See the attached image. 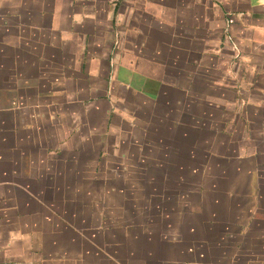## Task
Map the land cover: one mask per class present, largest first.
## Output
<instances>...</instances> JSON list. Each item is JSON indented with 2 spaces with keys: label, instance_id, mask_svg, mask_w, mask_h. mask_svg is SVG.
I'll use <instances>...</instances> for the list:
<instances>
[{
  "label": "crops",
  "instance_id": "obj_1",
  "mask_svg": "<svg viewBox=\"0 0 264 264\" xmlns=\"http://www.w3.org/2000/svg\"><path fill=\"white\" fill-rule=\"evenodd\" d=\"M165 120L217 137L170 165ZM210 165L211 205L135 189ZM258 182L264 0H0V264H264Z\"/></svg>",
  "mask_w": 264,
  "mask_h": 264
},
{
  "label": "rangeland",
  "instance_id": "obj_2",
  "mask_svg": "<svg viewBox=\"0 0 264 264\" xmlns=\"http://www.w3.org/2000/svg\"><path fill=\"white\" fill-rule=\"evenodd\" d=\"M236 47L237 49L234 48L235 50V56L233 57L234 60H238L241 57L240 50L238 49V46ZM207 123L208 122L206 121L204 122L203 125H199L200 123H198V126L200 127L199 129H195L190 125L185 126L186 127L185 129L183 126L182 128H171L170 129L171 124L167 120H165L164 122H161V124L156 126L154 131L151 132L150 134V141H152L154 145L158 146V148L146 149L145 151L147 154L145 155L157 156L160 159L164 158L165 162L170 163V165L173 162H178L181 159L186 158L187 154L192 155L191 162H193V164L195 162H200L201 153L203 152V149L200 146L201 145L203 147L205 146V148L206 146H210V144L217 137V134L213 132L212 128L209 127V123L208 124ZM220 139L224 140L225 137L221 136ZM147 165L146 166L143 165V167H145L146 169ZM190 167H193V166L190 165ZM195 168H199V167L195 165ZM213 168L210 165L208 169L206 170L204 169L203 174L200 172V174L204 175V177L209 176L207 180H204V178L199 180L198 176L195 175L198 169L194 170V172L193 170L187 169L188 172H193V173L188 174L187 181L185 182L186 184L184 185V182L182 181L181 186L178 182L176 181L172 182L169 179L159 180L163 176L162 173L164 171L163 169H158V167L153 168L151 171L157 177V181H155L154 184L147 182L146 180L135 181V189L142 188L144 192H146L149 189H157V190L166 189V190H169V192L171 190V193H173V190H175V192H178V190H182L183 192V189L184 190L186 189L188 191V197H187L188 204H196L200 200V202H202L205 205H211L213 198H215V196H217V194L221 190L227 189L229 187L228 176L231 177L232 174L229 175L227 173L234 172V166L232 167L231 165H228L226 167V170L224 171L225 175L223 176V178H222V175L219 177L216 175V178L213 179V176H212V174L214 173ZM139 171L146 172L145 170H142V168L139 169ZM235 181L232 182V186L237 183L238 189L241 192L247 189V185H245L247 183L245 182L246 180L244 178H242L238 182H235ZM258 183L262 185V190H264V182L263 183L258 182ZM119 185H121V183H119ZM198 189H200L199 196L196 193V190ZM237 200H238L237 203H249V200L246 198V196H242L241 198ZM170 201H171L170 204H173L175 202L173 201V198ZM141 203L148 204V202L146 201H141ZM157 203H163V200H160V201L157 200ZM226 203H227V200H226Z\"/></svg>",
  "mask_w": 264,
  "mask_h": 264
},
{
  "label": "built area",
  "instance_id": "obj_3",
  "mask_svg": "<svg viewBox=\"0 0 264 264\" xmlns=\"http://www.w3.org/2000/svg\"><path fill=\"white\" fill-rule=\"evenodd\" d=\"M230 23H232L231 19L229 20V22H227V25L225 26V29H224L223 38L225 39V41H228L230 39ZM234 46L236 47L237 45L234 44Z\"/></svg>",
  "mask_w": 264,
  "mask_h": 264
}]
</instances>
